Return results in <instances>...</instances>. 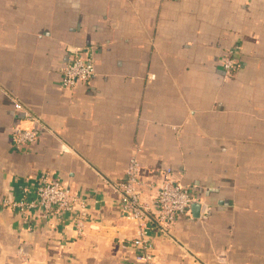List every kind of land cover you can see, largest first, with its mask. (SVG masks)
I'll return each instance as SVG.
<instances>
[{
  "label": "crops",
  "instance_id": "0c3cea01",
  "mask_svg": "<svg viewBox=\"0 0 264 264\" xmlns=\"http://www.w3.org/2000/svg\"><path fill=\"white\" fill-rule=\"evenodd\" d=\"M85 48L96 74L65 86ZM15 123L37 139L17 148ZM134 154L146 201L171 168L200 204L150 217L156 264H264V0H0V264H137L117 188ZM42 172L86 199L82 233L4 204Z\"/></svg>",
  "mask_w": 264,
  "mask_h": 264
},
{
  "label": "built area",
  "instance_id": "2783aa9c",
  "mask_svg": "<svg viewBox=\"0 0 264 264\" xmlns=\"http://www.w3.org/2000/svg\"><path fill=\"white\" fill-rule=\"evenodd\" d=\"M237 48L230 49L223 61V68L230 73L238 64L236 60ZM76 49L70 56L62 70V83L73 87L77 82H89L96 74L95 57L88 48ZM29 119L37 120L35 115L26 111ZM39 134L37 127L25 128L20 124L11 125V140L20 148L21 145L34 142ZM141 165L138 156L134 154L129 162L123 181L118 184L123 214L136 226L135 234L121 243L122 248L131 251L137 264H156L154 254L155 244L149 236L150 217L158 226L168 230L176 218L188 213L195 202L191 187L181 184L173 177L171 168L163 169L159 173L162 177L156 198L150 202L144 199L140 186ZM23 215L32 210H40L46 215L62 218L70 214L76 230L82 233L90 226L86 199L73 193L50 173L42 172L32 196L17 201H4Z\"/></svg>",
  "mask_w": 264,
  "mask_h": 264
},
{
  "label": "water",
  "instance_id": "95a60500",
  "mask_svg": "<svg viewBox=\"0 0 264 264\" xmlns=\"http://www.w3.org/2000/svg\"><path fill=\"white\" fill-rule=\"evenodd\" d=\"M192 206H193V207H196V209H198V207H200V204L197 203V202H195V203L192 204Z\"/></svg>",
  "mask_w": 264,
  "mask_h": 264
}]
</instances>
